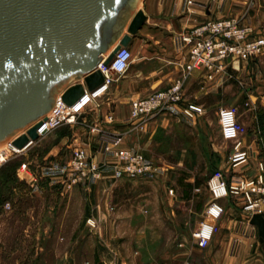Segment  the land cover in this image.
I'll return each mask as SVG.
<instances>
[{"label": "rangeland", "instance_id": "1", "mask_svg": "<svg viewBox=\"0 0 264 264\" xmlns=\"http://www.w3.org/2000/svg\"><path fill=\"white\" fill-rule=\"evenodd\" d=\"M133 56L136 58L137 54L134 52ZM112 78L114 81L96 100L99 107L88 105L75 125L58 126L21 153L9 150L6 160L0 164V264H99V259L110 260L115 254V259L126 264L264 260V243L260 239L244 238V243L251 248L259 244V252L242 251L239 255L242 241L232 242L229 246V237L220 231L206 249H198L192 239L209 196L207 180L220 169L215 164L225 148L226 141L218 129L220 106L210 108L204 115L202 137L194 139L186 129L189 126L176 120H172L170 130H179L186 136L177 140L170 134L156 135L160 144L157 151L167 152V160L174 162L176 156L172 151L185 152V167L170 172L169 186L157 192L164 203H151L145 214L140 212L142 200L146 198L142 196L145 185L138 181H123L116 189L112 203L118 219L110 239L119 250L110 253V257L96 251L98 241L85 222L88 194L81 190V186L65 191L60 184L73 145L68 142L61 149L55 147L62 138H71L73 132L89 143L87 125L98 121L100 111L104 116L112 112L113 104L108 108L107 103L117 86L121 91L123 76L114 75ZM123 95L122 91L121 97ZM233 97L230 91L229 100L223 106L237 107L239 115L240 108L233 102ZM252 110L250 117L253 116ZM262 117L264 119V112ZM1 146V149L6 147L5 144ZM224 158L227 160L226 155ZM24 166L25 169L20 171ZM192 175L201 183L198 191L192 190L189 195V189L181 182ZM168 197H172L171 208L165 203ZM6 203L10 204V209H5ZM190 244L197 250L188 251Z\"/></svg>", "mask_w": 264, "mask_h": 264}, {"label": "crops", "instance_id": "2", "mask_svg": "<svg viewBox=\"0 0 264 264\" xmlns=\"http://www.w3.org/2000/svg\"><path fill=\"white\" fill-rule=\"evenodd\" d=\"M187 1L140 0L136 10L144 12L146 21L139 32L132 36L128 45L132 54L135 52L137 56L136 58L133 56L130 68L122 75L121 91H118L119 87L117 86L110 102L107 103L108 108L110 104H113L112 113L115 119L114 125L108 127L110 130L114 132L126 130L127 127L123 122L129 116L131 101L144 98L156 91L165 90L173 84L179 76L180 65L186 62L187 57V50L178 49L177 43L180 36L189 33L191 29L210 19L234 18L239 20L241 25L252 28L255 37H264V0H191V4H188ZM229 65L226 75L216 76L213 80L207 79V73L204 69L194 70L184 85L185 97L180 105L174 106L152 119L144 131L133 132L126 136L122 147L141 152L146 160L155 167V172L151 175L125 178L116 171L113 158L98 152L93 137L88 135V152L94 160L105 163L102 179L91 181L80 187L84 193L88 194L89 199L85 222L89 217H92L98 224L95 231L89 229L98 241L97 252L106 253L110 257V253L119 250L110 239L118 219L112 203L116 189L123 181H138L139 184L145 185L142 196H146V198L142 200V208L140 209V212L145 214L149 212L151 203L154 204L155 201L162 203V199L159 197L160 192H157L169 186L168 175L170 172L185 167V152L176 153L172 151L173 156H176L174 162L167 160V152L157 151L160 144L156 140V135L160 133L170 134L172 139L177 140L186 136L179 130H170L172 120H176L189 126L186 129L194 139L202 137L204 115L214 106H220L219 109L226 107L223 105L228 102L230 91L234 95L233 102L240 108L238 121L247 129L246 135L242 137V146L249 155L248 161L234 168L232 172L242 173L246 177H251L254 174L257 161L264 159L262 157L264 155V119H262L264 112V54L247 61H232ZM122 91L124 92L123 97H121ZM187 105L202 110V114L195 121L183 116L182 109ZM256 108L259 110L256 111ZM251 109H253V116L250 117ZM99 116L98 118L104 116L102 111H100ZM218 129L221 133L219 126ZM68 142L73 146L78 142L85 143L77 132H73L71 138H62L55 148L61 149ZM89 144H92L91 147ZM84 145L87 146L86 143ZM231 147L232 142L226 141L225 148L221 152V159L218 158L215 164L216 167L226 172H229V164L224 156L226 155L227 158ZM181 183L189 189L190 195L192 190L198 191L197 187L201 182L199 183L195 179V175H192ZM209 199L210 196L204 203V209ZM165 203L171 208L172 197L166 198ZM221 203L225 208V214L219 222V231L229 237V246L235 240H239L242 243L237 255L242 251L254 252V254L259 252V244L252 246L254 248L252 250L251 246L244 243L245 239L238 236L239 223L245 218L240 208L231 199H223ZM204 209L198 225L203 220ZM171 213L174 212L171 210ZM255 238L260 239L258 233ZM246 247L247 249H244ZM197 248L190 244L188 251H195ZM115 255L110 260L102 261L99 259V264H126L115 259ZM185 262L197 264L194 260L190 262L185 260L178 264H185ZM198 264H264V260L255 258L228 259L205 261Z\"/></svg>", "mask_w": 264, "mask_h": 264}, {"label": "built area", "instance_id": "3", "mask_svg": "<svg viewBox=\"0 0 264 264\" xmlns=\"http://www.w3.org/2000/svg\"><path fill=\"white\" fill-rule=\"evenodd\" d=\"M187 3L191 4L192 1L188 0ZM177 48L187 50L186 62L180 65L179 76L167 89L131 101L129 116L123 122L126 130L114 132L108 128L115 122L112 112L87 125L89 136L93 137L97 151L105 156H111L116 171L126 178L145 177L155 172V167L141 152L122 147L126 136L144 131L152 119L180 105L185 97L184 85L194 70L204 69L207 79L213 80L216 76L226 75L232 61H247L262 56L264 37H255L253 29L241 25L237 19H210L180 36ZM106 58L105 56L98 65L104 78L103 85L93 92L86 91L73 106H66L58 98L37 130L39 138L62 124L75 125L88 105L95 104V108L99 107L96 100L114 81L112 78L114 75L122 76L130 68L133 54L128 46H122L108 66L104 65ZM201 112L200 108L192 105L182 109L183 116L191 121H195ZM218 122L222 138L232 142L231 151L227 155L229 172L216 170L207 181L210 199L204 209L203 220L192 233V239L200 249L208 247L220 230L219 222L225 214V208L221 203L223 199H231L244 214L245 218L237 229L243 238H254L258 233L257 228L250 223L253 216L261 215L264 218V159L257 161L251 177L232 172L249 159L248 152L242 146V137L246 135L247 129L238 121V108L235 106L220 108ZM34 142H30L22 149H17L11 142L6 143V151L0 152V164L6 160L9 150L21 153ZM1 154H4V158ZM104 166V162L93 159L86 145L78 142L73 146L60 184L65 191H70L91 181H98L103 177ZM24 169L25 166L20 171ZM4 207L10 209V204L6 203ZM86 226L95 231L98 224L94 218L89 217ZM236 241L239 240L234 242Z\"/></svg>", "mask_w": 264, "mask_h": 264}, {"label": "water", "instance_id": "4", "mask_svg": "<svg viewBox=\"0 0 264 264\" xmlns=\"http://www.w3.org/2000/svg\"><path fill=\"white\" fill-rule=\"evenodd\" d=\"M139 2L0 0V146L26 147L58 98L73 106L103 85L100 62L146 21ZM250 223L264 243V218Z\"/></svg>", "mask_w": 264, "mask_h": 264}, {"label": "bare ground", "instance_id": "5", "mask_svg": "<svg viewBox=\"0 0 264 264\" xmlns=\"http://www.w3.org/2000/svg\"><path fill=\"white\" fill-rule=\"evenodd\" d=\"M1 148H2V146H0V152H1V151H2V152H3V151H6V149H7V147H5V148H3V149H1ZM15 151H17V150L15 149ZM1 157L4 158V154H3V155L1 154Z\"/></svg>", "mask_w": 264, "mask_h": 264}, {"label": "trees", "instance_id": "6", "mask_svg": "<svg viewBox=\"0 0 264 264\" xmlns=\"http://www.w3.org/2000/svg\"><path fill=\"white\" fill-rule=\"evenodd\" d=\"M5 182H8L7 180H5ZM2 186L1 182H0V187ZM0 193H1V188H0Z\"/></svg>", "mask_w": 264, "mask_h": 264}]
</instances>
